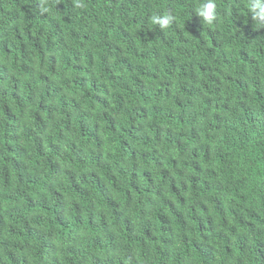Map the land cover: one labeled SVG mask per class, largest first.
<instances>
[{"label":"trees","instance_id":"1","mask_svg":"<svg viewBox=\"0 0 264 264\" xmlns=\"http://www.w3.org/2000/svg\"><path fill=\"white\" fill-rule=\"evenodd\" d=\"M197 2L0 0V264H264V28Z\"/></svg>","mask_w":264,"mask_h":264},{"label":"clouds","instance_id":"2","mask_svg":"<svg viewBox=\"0 0 264 264\" xmlns=\"http://www.w3.org/2000/svg\"><path fill=\"white\" fill-rule=\"evenodd\" d=\"M193 8L203 25L211 28L217 22L218 5L216 0H198ZM46 10L42 9V11ZM248 12L251 13L252 20L255 22V28H264V0H248ZM174 19L171 12L167 14L157 13L150 17V24L163 31L173 24Z\"/></svg>","mask_w":264,"mask_h":264}]
</instances>
